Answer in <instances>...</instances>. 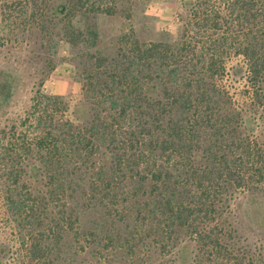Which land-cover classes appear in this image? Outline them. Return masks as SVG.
Instances as JSON below:
<instances>
[{
    "label": "trees",
    "instance_id": "16d2710c",
    "mask_svg": "<svg viewBox=\"0 0 264 264\" xmlns=\"http://www.w3.org/2000/svg\"><path fill=\"white\" fill-rule=\"evenodd\" d=\"M116 1H62L68 42L88 38L75 10L112 14ZM180 2L175 42L125 30L112 53L85 55L78 98L37 88L0 127V194L19 235L15 248L0 238V264H62L70 234L98 245L87 264L115 247L264 264V0ZM13 87L0 69V105Z\"/></svg>",
    "mask_w": 264,
    "mask_h": 264
},
{
    "label": "rangeland",
    "instance_id": "374dc122",
    "mask_svg": "<svg viewBox=\"0 0 264 264\" xmlns=\"http://www.w3.org/2000/svg\"><path fill=\"white\" fill-rule=\"evenodd\" d=\"M62 1L0 0V69L9 71L14 81L12 95L0 105V127L8 128L20 119L37 88L70 101L78 98V70L86 63V54L98 50L112 53L118 35L125 30L131 29L141 40L175 42L185 14L180 0H117L112 14L75 10L71 23L88 38L72 45L63 30L68 17L56 8ZM98 217L93 210L85 211L81 219L83 227H89L90 221L95 222ZM11 224L0 194V238L15 248L19 235ZM91 240L83 234L66 236L59 251L62 264L97 262L91 249L96 250L98 245ZM89 242L90 246L81 250V245ZM103 258L104 264H173L168 256L154 251L149 256L142 251L132 255L120 247L108 251ZM7 264L23 263L18 260Z\"/></svg>",
    "mask_w": 264,
    "mask_h": 264
}]
</instances>
